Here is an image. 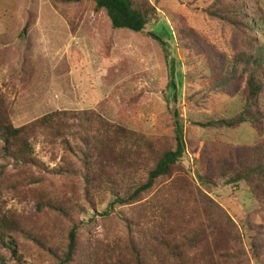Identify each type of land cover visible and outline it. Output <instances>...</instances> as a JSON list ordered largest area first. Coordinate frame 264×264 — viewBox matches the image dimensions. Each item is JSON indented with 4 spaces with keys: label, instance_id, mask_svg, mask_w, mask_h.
Here are the masks:
<instances>
[{
    "label": "rangeland",
    "instance_id": "374dc122",
    "mask_svg": "<svg viewBox=\"0 0 264 264\" xmlns=\"http://www.w3.org/2000/svg\"><path fill=\"white\" fill-rule=\"evenodd\" d=\"M149 1L157 8V18L134 33L110 29L105 12L93 11L92 0H71L64 7L66 18L54 0H0V99L15 127L55 110H94L142 135V143L150 145L151 151L144 148L142 154H135L138 164L130 172L124 168L113 172L109 181L120 186L146 178L158 153L175 147V119L182 123L185 153L169 176L158 179L133 203L117 205L107 217L100 212L111 201L108 193L102 202L101 195L95 199V209L89 205L87 213L80 215L84 221L76 261L118 239L124 247L129 237L141 242L144 234L166 235L170 229L180 243L199 233V244L189 252H202L208 264H264L263 253L253 256L250 239L257 235V252H264V183L256 181L254 195L243 179L231 180L232 168H243L254 148L264 146V0H234L241 8L228 14V19L258 23L245 33L210 13L230 0ZM254 14L262 20L253 19ZM69 18L74 27L69 26ZM103 26L109 29L106 36L113 38L108 51ZM165 26L173 30L171 35L164 33ZM190 30L192 37L187 35ZM151 32L160 35L166 48ZM236 38L246 44L235 46ZM235 50L244 53L243 60L237 80L228 82L231 65L216 55L229 62ZM249 73L261 85L251 107L261 121L234 128L203 125L237 116L245 104ZM44 140L34 145L42 165L26 168L38 179L24 178L22 193H17L9 178L15 173L21 179V169H16L11 157L5 158L0 138V203L5 212L27 219L22 228L26 233L14 237L26 264L40 262L30 236L46 244L56 242L58 234L45 224L55 216L49 209L38 214L37 201L49 195L59 201L68 185L82 183L68 172L52 173L65 165L67 154L61 145ZM204 195L232 222L217 213L211 219L215 212L204 211ZM2 261L16 264L10 249L0 244Z\"/></svg>",
    "mask_w": 264,
    "mask_h": 264
},
{
    "label": "trees",
    "instance_id": "16d2710c",
    "mask_svg": "<svg viewBox=\"0 0 264 264\" xmlns=\"http://www.w3.org/2000/svg\"><path fill=\"white\" fill-rule=\"evenodd\" d=\"M92 1L93 11L96 13L104 11L107 24L114 32L140 33L158 15L156 6L149 0ZM54 3L57 5L58 11L66 18L68 12L64 10V7L66 4H70L71 0H54ZM223 6L221 9L217 7V11L215 8L212 9L210 13L224 20L225 23H233L243 33L258 25V23L250 22L246 24L245 21L238 18L228 19V14L233 15L241 8L238 2L230 0ZM253 19L262 20L257 14H254ZM67 20L69 26L74 27L70 18ZM261 25L264 27V20L261 21ZM162 30L165 34L173 33V30L166 26L162 27ZM108 31L107 26H103L101 29L107 51L112 49L113 43V38L106 36ZM149 35L166 48L167 44L160 35L152 32ZM187 35L192 37L194 33L190 30ZM234 40V45L237 47L246 44L245 41L238 40V38ZM243 54L235 50L227 58L229 60L227 62L217 53L216 57L220 59V62L231 65L228 69L230 77L225 78L226 81L237 80L236 71L243 60ZM218 62L216 60V63ZM256 62L257 60H254L253 63L256 64ZM246 84L245 89L247 90L244 91L243 96L245 104L237 116L213 120L203 125L213 128H234L244 123L261 121L257 113L251 111V107L255 105L256 97L261 94V85L256 82L255 76L251 73L247 75ZM0 138L3 142L2 150L5 153V158L11 157L10 159L15 162L16 169H21V179H19V174L15 173L9 178L10 185L15 191L17 190V193H22L20 186L24 178H26L24 180L38 179L35 178V173H31L26 168L42 165L39 155L34 150V145L39 143L41 138H44V142L49 145H61L67 154L65 165L53 168L52 173L62 175L68 172L73 179L82 181L80 187L75 184L68 185L62 191L63 196L59 201L52 195L37 201L38 214L49 209L48 211L55 216V219L49 218L45 224H48V228L51 226L52 230L55 228L58 234L56 242L47 240L46 244H42L43 241L38 240L35 236H30L35 244L36 253L40 255V262L37 261L36 264H128V262L130 264H208L206 258L201 254L202 252H189L192 247L199 244V233L192 234L191 238L180 243L172 235L173 232L170 229L166 235L163 233L151 234L147 237L144 234L141 242L129 237L124 247L121 246L120 239H118L117 242L113 241L110 243L111 246L102 251L98 247L94 248V252L87 254L83 261L75 260L78 255L79 234L84 221L80 219V215L87 213L89 205L95 209L97 202L95 199L99 195H101L100 202L104 201L102 199L107 196L106 193L111 198L106 210L100 212L101 216L107 217L117 205L133 203L140 195L152 188L158 179L169 176L172 169L181 160L185 153V147L183 126L178 117L175 119V147L159 152L153 164L146 171V178L140 182L134 178L136 182L134 185L129 181L120 186L117 181H109V179L113 172L118 174L120 169L124 168L126 172H130L131 169L136 168L138 158L134 155L142 154L144 148L151 151L150 145L146 146L145 142L142 143L144 137L136 131L119 125L94 110H55L28 124L15 127L9 118L8 110L0 99ZM253 151L250 161L243 168H232L233 177L231 180L235 182L243 179L249 184V189L255 195L256 187L259 185L256 181L264 183V146L261 150L254 148ZM73 158L79 161L77 166L72 161ZM138 169L142 168L138 167ZM52 197L53 203H51ZM204 198L203 203L206 206L204 211L207 208L210 212H215L211 219L215 218L217 213L232 222L229 215L218 204H215L206 195ZM209 203L210 205H208ZM26 220L21 219L12 211L5 212L0 203V244L10 249L16 259V264H26L21 260L23 255L17 253L18 245L14 239L18 232L26 233L22 229L23 224L27 223ZM91 221H95V219H91ZM125 224L129 230L132 229L127 219ZM54 225L56 226L54 227ZM262 235L264 237V232ZM256 237L257 235H252L250 238L252 254L255 258H259L264 252H257ZM224 255H227V252H224ZM0 264H6V262L2 261Z\"/></svg>",
    "mask_w": 264,
    "mask_h": 264
}]
</instances>
